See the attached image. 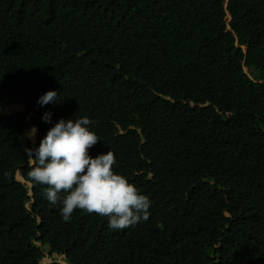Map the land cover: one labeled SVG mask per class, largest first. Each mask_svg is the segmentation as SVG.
Here are the masks:
<instances>
[{"label":"trees","instance_id":"trees-1","mask_svg":"<svg viewBox=\"0 0 264 264\" xmlns=\"http://www.w3.org/2000/svg\"><path fill=\"white\" fill-rule=\"evenodd\" d=\"M13 105L0 264H42L44 248L66 264H264V0H0V113ZM80 117L99 138L89 154L111 151L150 199L147 221L65 222L29 181L24 149Z\"/></svg>","mask_w":264,"mask_h":264},{"label":"clouds","instance_id":"clouds-1","mask_svg":"<svg viewBox=\"0 0 264 264\" xmlns=\"http://www.w3.org/2000/svg\"><path fill=\"white\" fill-rule=\"evenodd\" d=\"M58 93L50 90L40 95L36 103L44 107L58 102ZM51 113L45 112L42 121L52 124ZM88 117L60 118L34 148L24 152L32 167L29 181L46 186L44 198L59 207L65 222H70L74 210H84L107 217L109 229L120 230L147 221L151 208L148 196L113 170L116 164L111 151L95 157L89 150L99 141L91 131ZM37 129L27 133L33 139Z\"/></svg>","mask_w":264,"mask_h":264},{"label":"rangeland","instance_id":"rangeland-1","mask_svg":"<svg viewBox=\"0 0 264 264\" xmlns=\"http://www.w3.org/2000/svg\"><path fill=\"white\" fill-rule=\"evenodd\" d=\"M245 50V49H244ZM244 71L247 73V69H244ZM15 108V107H14ZM7 109L8 108H6L5 110H4V112L3 113H6L7 114ZM16 111H17V109H16ZM20 111V110H19ZM19 111H17V112H19ZM0 114H2V113H0ZM32 127H30V129H31ZM29 129V130H30ZM28 130V131H29ZM28 131H27V133H28ZM36 136H37V132H36V135H35V137L33 138V139H31V141H32V143H34L35 142V138H36ZM28 137V136H27ZM28 187V186H27ZM28 195L29 196H31V193H30V188L28 187ZM32 197V196H31ZM31 201L29 202V203H27V209L30 211L31 210ZM36 246H39V244H37ZM43 256H44V258L42 259V261H41V263L42 264H54V263H56V264H63L64 262H66L65 260H63L60 256H58V255H56V254H50L49 253V249L48 248H44V250H43ZM67 263V262H66Z\"/></svg>","mask_w":264,"mask_h":264},{"label":"water","instance_id":"water-1","mask_svg":"<svg viewBox=\"0 0 264 264\" xmlns=\"http://www.w3.org/2000/svg\"><path fill=\"white\" fill-rule=\"evenodd\" d=\"M228 17H229V14H228ZM21 109H20V111L19 112H12V113H8L7 112V114L6 113H2V114H0V116L1 115H4L5 114V116H8V115H11V114H21V113H23V112H25L26 111V108L24 107V106H22V105H18ZM28 122H30V120H28ZM36 142V141H35ZM34 142V143H35ZM18 177L21 179H18ZM16 181L17 182H19V183H21L22 185H25V186H30V193H31V196H32V186H31V184H28V183H26L21 177H20V175L19 174H17V176H16Z\"/></svg>","mask_w":264,"mask_h":264},{"label":"bare ground","instance_id":"bare-ground-1","mask_svg":"<svg viewBox=\"0 0 264 264\" xmlns=\"http://www.w3.org/2000/svg\"><path fill=\"white\" fill-rule=\"evenodd\" d=\"M14 107H15V108H14ZM16 109H17V111H19L21 108H20L18 105H13V106L10 108V110H9L8 113L17 112ZM63 264H66V262H64Z\"/></svg>","mask_w":264,"mask_h":264}]
</instances>
